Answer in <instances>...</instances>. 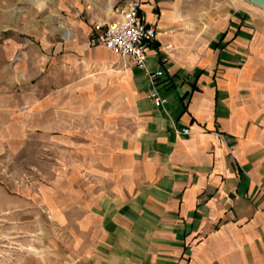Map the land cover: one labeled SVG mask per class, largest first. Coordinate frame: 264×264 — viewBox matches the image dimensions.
<instances>
[{"label":"crops","instance_id":"crops-1","mask_svg":"<svg viewBox=\"0 0 264 264\" xmlns=\"http://www.w3.org/2000/svg\"><path fill=\"white\" fill-rule=\"evenodd\" d=\"M117 2L59 5L67 36L27 95L26 129L85 120L58 135L76 176L22 215L21 255L0 264H264V10L142 0L155 107L146 74L95 42Z\"/></svg>","mask_w":264,"mask_h":264},{"label":"rangeland","instance_id":"rangeland-1","mask_svg":"<svg viewBox=\"0 0 264 264\" xmlns=\"http://www.w3.org/2000/svg\"><path fill=\"white\" fill-rule=\"evenodd\" d=\"M62 2L67 0H0L2 263L3 258L21 255L22 242L27 240L20 233L22 215L31 219L36 217L38 208H52L60 199L59 191L68 190L69 177L74 181L76 176L74 170L62 168L69 160V153L58 135L70 125L83 129L85 120L78 117L69 121L66 114L62 123L49 122L48 133L26 129L27 95L36 83L52 75L51 59L59 50L58 43L67 36V29L60 23L68 17V12L59 7ZM64 236L67 239L69 234Z\"/></svg>","mask_w":264,"mask_h":264},{"label":"built area","instance_id":"built-area-1","mask_svg":"<svg viewBox=\"0 0 264 264\" xmlns=\"http://www.w3.org/2000/svg\"><path fill=\"white\" fill-rule=\"evenodd\" d=\"M142 0H118L112 7L116 19L112 22H95L93 30L96 33L95 42L110 53L122 58H127L138 70L143 71L149 82V98L155 107L163 103L157 87L162 78L160 70L150 72L146 66V45L155 37V29L146 25L139 19V10ZM183 135H188L187 129L181 130Z\"/></svg>","mask_w":264,"mask_h":264},{"label":"water","instance_id":"water-1","mask_svg":"<svg viewBox=\"0 0 264 264\" xmlns=\"http://www.w3.org/2000/svg\"><path fill=\"white\" fill-rule=\"evenodd\" d=\"M247 1L251 2L252 4L260 8H264V0H247Z\"/></svg>","mask_w":264,"mask_h":264}]
</instances>
